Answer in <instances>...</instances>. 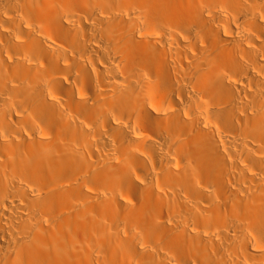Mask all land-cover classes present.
<instances>
[{
    "label": "bare ground",
    "instance_id": "obj_1",
    "mask_svg": "<svg viewBox=\"0 0 264 264\" xmlns=\"http://www.w3.org/2000/svg\"><path fill=\"white\" fill-rule=\"evenodd\" d=\"M0 264H264V0H0Z\"/></svg>",
    "mask_w": 264,
    "mask_h": 264
}]
</instances>
